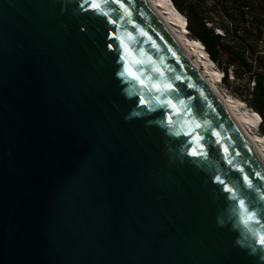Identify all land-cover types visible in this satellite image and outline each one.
<instances>
[{"label":"water","instance_id":"95a60500","mask_svg":"<svg viewBox=\"0 0 264 264\" xmlns=\"http://www.w3.org/2000/svg\"><path fill=\"white\" fill-rule=\"evenodd\" d=\"M121 3L0 0V264H264L263 155L152 2Z\"/></svg>","mask_w":264,"mask_h":264},{"label":"trees","instance_id":"16d2710c","mask_svg":"<svg viewBox=\"0 0 264 264\" xmlns=\"http://www.w3.org/2000/svg\"><path fill=\"white\" fill-rule=\"evenodd\" d=\"M172 2L186 16L190 35L202 42L213 63L225 72L223 81L226 84L231 82L228 77L230 65H234L239 77L242 75L238 72V66H242L244 72L254 77L256 85L252 92L245 85V100L260 116L262 121H259V132L264 135V56L254 54V50L264 44V0H260L257 7L254 0H215L211 6L205 0ZM219 10L223 12V17ZM231 23L235 33L232 35L233 41L227 42L225 38L232 33L229 26ZM216 28L224 29L225 36L217 33ZM239 31L243 32L239 34ZM225 54L228 56L226 61ZM251 60L258 63L257 68Z\"/></svg>","mask_w":264,"mask_h":264},{"label":"bare ground","instance_id":"6f19581e","mask_svg":"<svg viewBox=\"0 0 264 264\" xmlns=\"http://www.w3.org/2000/svg\"><path fill=\"white\" fill-rule=\"evenodd\" d=\"M150 1L155 6L157 11L168 22L174 33L193 56L197 65L206 75L212 86L217 90V92L226 102L231 112L235 115L237 120L246 130V132L264 157V140L261 135L254 130L253 127L254 123L257 120V114L254 113L247 105H245L242 99H239L230 93L224 92L221 89L219 85V75L221 74L219 73L220 70L217 69V67L209 57L207 51L203 47L202 42L197 38L190 36L188 31L184 27L180 13L172 0Z\"/></svg>","mask_w":264,"mask_h":264},{"label":"rangeland","instance_id":"374dc122","mask_svg":"<svg viewBox=\"0 0 264 264\" xmlns=\"http://www.w3.org/2000/svg\"><path fill=\"white\" fill-rule=\"evenodd\" d=\"M214 1L215 0H205V2L209 5V6H211L212 4H214ZM254 2H255V6L257 7V5L260 3V0H254ZM180 13V12H179ZM219 13H220V16L221 17H223V12H221L220 10H219ZM180 16H181V19H182V22H183V25H184V27L186 28V30L188 31V27H186L185 25H187V22H186V20H185V15L184 14H181L180 13ZM188 33H189V31H188ZM190 34V33H189ZM191 36V35H190ZM228 41H233V39H232V36L231 37H229L228 38ZM262 45V49H260L259 47L258 48H256L255 50H254V54H256V52H257V50H261L262 51V54H260L261 56H264V44H261ZM227 58H228V56H227V54H225L224 55V61H226L227 60ZM215 66L217 67V65L215 64ZM217 69H219L220 70V72L219 73H221L220 75H219V85H220V87H221V89L224 91V92H227V93H230V94H232V95H234L235 97H237V98H239V99H242L243 100V102H244V104L245 105H247L254 113H256L257 114V120H256V122L254 123V125H253V127H254V130L258 133V134H260L261 135V137L263 138V140H264V135L263 134H261L260 132H259V128H260V123H259V121H260V116L258 115V113L254 110V109H252L249 105H248V103L242 98V95H244L245 94V85L247 84V81H248V76H246V72H244V70H243V68H241L240 70H239V74L240 75H242V77L240 76V78L238 79V78H233V77H231L230 78V83H228V84H226L224 81H223V75H222V70L220 69V68H218L217 67ZM261 122V121H260ZM259 123V124H258Z\"/></svg>","mask_w":264,"mask_h":264},{"label":"snow or ice","instance_id":"6c2138e0","mask_svg":"<svg viewBox=\"0 0 264 264\" xmlns=\"http://www.w3.org/2000/svg\"><path fill=\"white\" fill-rule=\"evenodd\" d=\"M105 2H107V0H105ZM116 2L119 3L120 6L124 9V13H125V14H127V15H131V12L128 10L127 7H125V6L121 3V0H116ZM92 7H93V8H99L100 5H99V4H92ZM121 19H123V17H121ZM112 22L115 23L116 21H112ZM144 34L146 35V33H144ZM125 51H127V47L125 48ZM173 54H174V53H173ZM137 63H142V62H141V61H137ZM154 70H155L156 72H159V71H160L158 68H156V69H154ZM126 71H129V70L126 69ZM124 74H125L124 72L119 73V75H124ZM129 74L132 75V73H131L130 71H129ZM136 78L138 79V77H136ZM175 78H176V79H179L178 76L175 77ZM141 83H142V81H141ZM172 87H173V85H172L171 83H168V84L165 85V89H172ZM156 99H158V98H156ZM140 102H141V103H146V101H144V100H141ZM164 103L170 104L171 102H170V101H167V102H164ZM180 103L183 104L184 101L181 100ZM189 111H191V109H189ZM169 120H171V117H169ZM199 126H200L199 124L196 125V127H199ZM216 135H219V133H216ZM224 151H225V152L228 151L227 147L224 148ZM229 163H231V161H229ZM256 175H257V176H260V173H256ZM261 178L264 179V177H261ZM244 179H245L246 181H248L249 185L251 186V181L249 180V178H248L247 175H245ZM216 180H217L218 182L222 183V184L224 183V181L221 180V178H220L219 176L216 177ZM225 190H227V191H229V192H232V189H231L230 187H228L226 184H225ZM240 203H241V206H243L244 201H240ZM249 218L251 219V216H250ZM260 242H261L262 244H264V239H262Z\"/></svg>","mask_w":264,"mask_h":264},{"label":"built area","instance_id":"2783aa9c","mask_svg":"<svg viewBox=\"0 0 264 264\" xmlns=\"http://www.w3.org/2000/svg\"><path fill=\"white\" fill-rule=\"evenodd\" d=\"M210 25H212V24H210ZM230 26V32H232L231 33V36L235 33V31H233V25H232V23L229 25ZM216 32L217 33H220V34H222L223 36H225V30L224 29H221V28H216ZM243 31H239L238 33L239 34H241ZM231 36H229V35H227V37L225 38V40L228 42V38L229 37H231ZM260 49H262L261 48V46L259 47ZM264 53V52H263ZM260 54H262V51L261 50H257V52H256V56L257 55H260ZM256 60V59H255ZM255 60H251L253 63H254V65H255V67L257 68L258 67V63L255 61ZM217 65V64H216ZM217 67H218V65H217ZM219 68V67H218ZM237 68H239V70L241 69V68H243L242 66H238ZM239 70H238V72H239ZM244 70V69H243ZM223 71V70H222ZM246 74V76H248V78H252L251 80H249L248 79V81H247V87L249 86V89H250V91L252 92L253 91V89H254V87H255V85H256V81H255V79H254V77H250L251 75H248L247 73H245ZM250 74H252V73H250ZM225 77V72L223 71V78ZM228 77L229 78H231V77H233V78H240L238 75H237V73H236V70H235V67H234V65H230L229 66V68H228ZM247 94L245 93L243 96H242V98L245 100V97H247L246 96ZM249 96H251V94H249ZM246 101V100H245ZM247 102V101H246Z\"/></svg>","mask_w":264,"mask_h":264},{"label":"clouds","instance_id":"9594fccd","mask_svg":"<svg viewBox=\"0 0 264 264\" xmlns=\"http://www.w3.org/2000/svg\"><path fill=\"white\" fill-rule=\"evenodd\" d=\"M187 27H188V22H187ZM205 48V47H204ZM223 79V78H222Z\"/></svg>","mask_w":264,"mask_h":264}]
</instances>
